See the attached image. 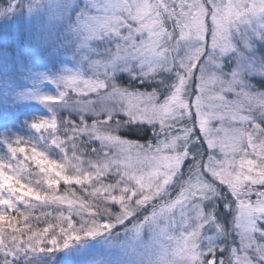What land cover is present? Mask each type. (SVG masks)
Segmentation results:
<instances>
[{"label": "snow or ice", "instance_id": "snow-or-ice-1", "mask_svg": "<svg viewBox=\"0 0 264 264\" xmlns=\"http://www.w3.org/2000/svg\"><path fill=\"white\" fill-rule=\"evenodd\" d=\"M0 264H264V0H0Z\"/></svg>", "mask_w": 264, "mask_h": 264}]
</instances>
